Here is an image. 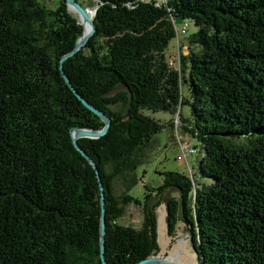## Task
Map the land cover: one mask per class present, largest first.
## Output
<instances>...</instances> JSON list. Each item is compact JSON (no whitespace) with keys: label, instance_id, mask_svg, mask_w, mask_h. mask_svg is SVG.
<instances>
[{"label":"trees","instance_id":"1","mask_svg":"<svg viewBox=\"0 0 264 264\" xmlns=\"http://www.w3.org/2000/svg\"><path fill=\"white\" fill-rule=\"evenodd\" d=\"M51 1L0 0V264H103L101 186L72 131L105 124L62 76L84 27ZM96 1L95 35L63 67L112 121L105 137L79 140L104 187L108 264L158 255L157 209L171 188L181 200H168L169 234L183 222L200 264H264V0ZM187 22L197 31L172 65ZM175 117L202 145L200 177L161 172L140 199L131 190L145 153ZM129 205L143 210L140 229L120 223Z\"/></svg>","mask_w":264,"mask_h":264},{"label":"rangeland","instance_id":"2","mask_svg":"<svg viewBox=\"0 0 264 264\" xmlns=\"http://www.w3.org/2000/svg\"><path fill=\"white\" fill-rule=\"evenodd\" d=\"M78 2L84 7H89V9L92 8L94 10L97 7L96 0H79ZM49 3L53 2L49 0ZM72 14L79 18L78 14ZM187 24L189 25L187 36L194 34L197 31L194 23L187 22ZM181 43L178 44L176 41L172 42V56H174V54L177 56L178 52L180 54L183 52ZM185 89H183L184 96L187 95ZM186 110L187 108L185 107L184 111ZM151 115L157 120H160L162 123H168L173 118V116L168 113L162 112ZM175 124L174 129L167 128L159 133L152 146L146 151V164L138 170L140 183L131 190L132 195L143 199L145 195L149 193V190L145 188L144 185H148L151 188H157L162 185L164 177L160 175L161 172L176 171L179 173H185L192 179L194 175L196 177H200L199 167L203 157L202 145L197 140H194L192 137L182 132L181 122L179 119L177 120V117H175ZM194 147H196V153L192 151V148ZM142 176L144 177L142 178ZM116 193L120 197L125 194V186L122 180L117 182ZM153 193H155V191H153ZM153 195L155 196L156 194ZM171 198H175L177 201H180L181 194L174 188L169 189L164 196L165 203L157 209L160 243V252L158 253V256L161 259L163 258L164 260H167L170 250H172L180 242H185L186 251H188V253L193 257L190 260V264H200L199 258L193 247L191 233L183 222H179L175 235L171 236L169 234L167 217L168 200ZM154 202L155 201H152V204ZM143 219L144 214L142 208L136 205H129L126 207L125 216L120 220V223L124 226H132L140 229L142 227Z\"/></svg>","mask_w":264,"mask_h":264},{"label":"water","instance_id":"3","mask_svg":"<svg viewBox=\"0 0 264 264\" xmlns=\"http://www.w3.org/2000/svg\"><path fill=\"white\" fill-rule=\"evenodd\" d=\"M67 2L69 11L72 8L76 14L79 16V23L81 24V20L87 22L91 26V30L88 33H85V30L83 28V34L80 37V39L77 42V45L75 49L67 56H65L61 60V72L64 80L66 81L69 88L73 91V93L77 96V98L82 102V104L89 109L92 113H94L97 117H99L105 124L104 128L102 130H89V129H74L72 131V137H73V145L74 147L87 159V161L92 165V167L95 169L97 173V177L101 186V192H102V217H101V228H100V246H101V260L103 264H108L106 257H105V235H106V221H105V196H104V187L102 186L101 181V175L100 172L96 166V163L86 154V152L81 148L79 144V140L83 138L87 139H100L107 135L111 128V118L105 114L100 109L96 108L95 106L91 105L85 98H83L79 92L73 87L69 77L64 71L63 63L69 58L74 56L76 53L81 51L82 49L87 46L88 42L90 41L91 37H93L96 33V25L94 18H91L89 15V7H84L82 4L78 2V0H65ZM99 9V6H97L94 9L95 16L97 14V11ZM82 25V24H81ZM83 27V25H82ZM194 250L197 254V256H200V247L199 249L196 247V245L193 243ZM138 264H174L171 262H168L164 259H161L158 255L152 256L150 258H147L143 261H141Z\"/></svg>","mask_w":264,"mask_h":264},{"label":"bare ground","instance_id":"4","mask_svg":"<svg viewBox=\"0 0 264 264\" xmlns=\"http://www.w3.org/2000/svg\"><path fill=\"white\" fill-rule=\"evenodd\" d=\"M70 10L72 13H76L72 8ZM88 12L91 18L95 17L94 15L95 13L92 8H90ZM81 24L84 27L85 33H88L91 30V26L87 22L81 20ZM164 252H165V249H164ZM192 258L193 257L188 253V251H186V243L180 242L172 250H170L166 261L171 262V263H176V264H190V260Z\"/></svg>","mask_w":264,"mask_h":264},{"label":"built area","instance_id":"5","mask_svg":"<svg viewBox=\"0 0 264 264\" xmlns=\"http://www.w3.org/2000/svg\"><path fill=\"white\" fill-rule=\"evenodd\" d=\"M158 2H160L161 4H166L167 0H158ZM188 28L189 25L187 23H184L183 25H181L179 28H176V32H177V37L175 39V41L179 44L182 41V38L185 37L188 34ZM182 45V43H181ZM181 49V46H180ZM180 58H181V54L178 52L177 56H170V62L172 65H178L180 62Z\"/></svg>","mask_w":264,"mask_h":264},{"label":"crops","instance_id":"6","mask_svg":"<svg viewBox=\"0 0 264 264\" xmlns=\"http://www.w3.org/2000/svg\"><path fill=\"white\" fill-rule=\"evenodd\" d=\"M171 47H173V44L171 45ZM183 52H184V49H183Z\"/></svg>","mask_w":264,"mask_h":264}]
</instances>
